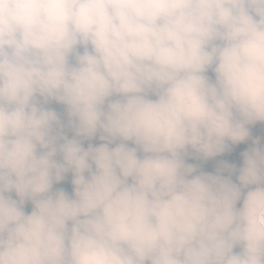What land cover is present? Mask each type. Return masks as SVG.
Segmentation results:
<instances>
[{
  "label": "clouds",
  "instance_id": "1",
  "mask_svg": "<svg viewBox=\"0 0 264 264\" xmlns=\"http://www.w3.org/2000/svg\"><path fill=\"white\" fill-rule=\"evenodd\" d=\"M0 264H264V0H0Z\"/></svg>",
  "mask_w": 264,
  "mask_h": 264
},
{
  "label": "rangeland",
  "instance_id": "2",
  "mask_svg": "<svg viewBox=\"0 0 264 264\" xmlns=\"http://www.w3.org/2000/svg\"><path fill=\"white\" fill-rule=\"evenodd\" d=\"M260 129H261V125H256L253 128V135H260ZM98 142V141H97ZM250 143V142H249ZM248 147V144H242L239 145L235 148V150L230 154L231 158H232V162L236 163V164H241L242 163V158L240 157L239 153L243 150H245ZM190 162H194V161H190ZM30 210V209H29Z\"/></svg>",
  "mask_w": 264,
  "mask_h": 264
},
{
  "label": "trees",
  "instance_id": "3",
  "mask_svg": "<svg viewBox=\"0 0 264 264\" xmlns=\"http://www.w3.org/2000/svg\"><path fill=\"white\" fill-rule=\"evenodd\" d=\"M228 160L230 162H232V158L230 156V154H226L225 156L223 157H217L215 160H210L206 163L203 164V167L206 171H214L215 169V166L217 165L218 161L219 160ZM238 165V164H237ZM60 186H64V187H67L69 189V191H71V187H70V184H64V185H60ZM29 209H30V206H29Z\"/></svg>",
  "mask_w": 264,
  "mask_h": 264
}]
</instances>
